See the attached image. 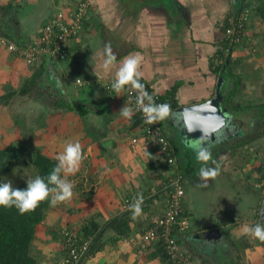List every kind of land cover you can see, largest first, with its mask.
I'll use <instances>...</instances> for the list:
<instances>
[{"label": "crops", "instance_id": "crops-1", "mask_svg": "<svg viewBox=\"0 0 264 264\" xmlns=\"http://www.w3.org/2000/svg\"><path fill=\"white\" fill-rule=\"evenodd\" d=\"M76 1L0 0V6L11 4L16 11L13 41L21 44L36 37L41 25L58 11H71ZM26 6L33 8V14L19 17V10ZM235 7V0H93L81 33L71 42V52L66 58L57 62L41 58L36 66H26L16 56L0 48V96L5 91L19 88V81L21 87L42 65L45 83L41 84V89L45 87L53 91L71 106L69 112L55 109L57 112L50 113L47 104L42 102L43 98L36 101L33 93L20 96L15 91L6 107L0 105V134L8 125L13 128V132L11 129L4 136L0 135V147L14 141L13 134H18L17 128L24 135H40L46 148L41 150L42 155L56 161L67 143L78 141L82 145L85 158L79 170L75 174L61 173L74 185L75 193L71 200L63 202V209L59 208L57 217L54 214V217L47 216L51 224L47 230L56 233L58 227L52 228V225L60 224L80 229L85 222L96 225L98 230L110 219L120 217L117 230L110 226L103 231L84 264L138 262L133 259L136 240L157 214L161 196L158 194L159 198L154 196L143 202L142 212L146 211L148 217L140 215L133 218L132 210L122 209L124 200L134 201L139 194L144 195L148 191L159 193L164 179L172 172L164 166L154 144L142 139L131 142L138 132L134 125L136 119L133 115L131 119L124 118L120 109L128 106L122 96L108 93L104 88L107 82L115 79L116 72V68L111 72L102 68L105 45L110 44L116 54L117 67L125 56L139 53L143 58L140 81L153 94L173 100L176 108L201 103L213 96L219 80L222 91L231 87L228 76L225 80L221 71H213L212 58L218 53V48H222V20ZM251 19L244 32V40L251 39L254 43L256 31L264 28L258 23V17L252 16ZM242 48L241 44L235 46L229 54L231 69L232 64L238 69L252 61L247 59L249 54L243 52L248 49L241 51ZM49 63L60 79L61 87L49 80L46 71ZM251 73L248 84L243 87L239 75L235 74L237 87L233 95L245 93L246 97H252L247 105L264 104L263 94L256 92L258 88L264 89V84L255 85L254 71ZM237 101L233 104L242 105V101ZM15 102L42 104L45 111L40 110L35 114L37 117L32 116L31 119L26 116L21 124H15L18 118L6 111ZM79 107L83 111L81 115ZM31 108L37 109L35 106ZM235 116L239 115L236 113ZM161 125L174 150L176 171L183 174L184 199L185 185L197 184V192L192 191L193 195L187 201L183 200L182 216L187 218L189 227L194 214L197 216L203 207L211 206L212 214L208 211L207 216L193 221L198 231L190 233V236L205 230L221 229L223 225L228 228L231 219L259 205L262 197L257 195L253 185L258 178L257 165L264 160V134L250 137L239 147L220 150L215 146L207 147L215 163L210 161L206 164L197 159V153L191 146L194 143H186L179 135L175 116L162 120ZM258 130L262 131L261 128ZM258 142H262L261 150L255 149ZM192 164L197 171L193 170ZM216 166H219V175L209 179L207 187L201 186L200 169ZM209 189L211 204L207 197L205 204L203 195ZM194 194L201 197L198 198L199 203ZM222 236L220 233L217 239H223ZM178 238L180 240L181 236ZM200 240L193 238L194 242ZM49 242L55 256L46 264H56L61 257V246L57 240Z\"/></svg>", "mask_w": 264, "mask_h": 264}, {"label": "trees", "instance_id": "trees-1", "mask_svg": "<svg viewBox=\"0 0 264 264\" xmlns=\"http://www.w3.org/2000/svg\"><path fill=\"white\" fill-rule=\"evenodd\" d=\"M81 0H77L75 5H77ZM236 7L234 11L229 12L224 19L222 20V48H218V53H216L212 58V64L214 65L213 71L216 72L217 70L221 71V76L224 77L226 80L227 76L230 79L231 87L227 90H221V106L225 109L226 113L229 115V119L227 120L226 124L224 125L221 130L218 131V133L214 136L213 140H207L206 144H204L206 147L215 146L218 147V149H230L231 147H239L244 145L250 137H255L264 134V104L259 105H247L242 106L239 104H232L230 102V99L232 95L236 91L237 87V81L236 76L231 74L230 67L228 64L229 60V54L234 49L235 46L240 44L237 42L236 44L230 43L227 40L223 39V33L226 28L230 27V23L228 20V16H231L232 18H236V16L239 13L244 14L246 17L244 19L240 20L236 24H234V28L236 31H238L235 35L239 38V41L241 38H244V32L247 28V26L252 22L251 17L255 16L258 17L260 22L264 25V0H235ZM74 5V6H75ZM12 9L11 4H7L4 6H0V11L6 12L7 10ZM5 14V13H3ZM2 14V15H3ZM51 16L48 18L49 20L52 19ZM47 21V20H46ZM46 21L41 25L40 29L44 27L46 24ZM83 24V21H82ZM5 30L0 29V37L7 39L11 42H13L15 45H19L17 41H13V37L11 34H8V27H4ZM83 28V25H81V30ZM39 29V31H40ZM9 30H14L12 27ZM80 30V31H81ZM15 31V30H14ZM81 33V32H79ZM10 36L12 38H10ZM79 36V34H78ZM77 36V37H78ZM76 37V38H77ZM31 42V41H30ZM28 42V43H30ZM26 43H21V45H24ZM71 47L68 48V51L66 52L65 56L66 58L70 52ZM225 53L226 55L224 56ZM45 55H42V57ZM219 62V63H218ZM44 76V67L40 65L36 70L32 73V75L27 78L22 86L18 90V95L23 96L27 93H33V99L38 101L40 98H50L49 94L52 93L53 96L56 97V102L52 104V108L54 109H60L62 111H71L70 105L63 101V99L55 95V93L50 90H41V84L45 80L43 79ZM114 80H111L113 82ZM109 82L106 83V85ZM141 84L144 85V90L150 95V96H158L159 99L167 100L169 105L171 106V113L169 115V118H172V116H175L173 113L176 109V103L173 100L168 99L167 97H162L159 95L153 94L149 88L140 81ZM105 88V87H104ZM45 89V87H43ZM36 90H40V92H37ZM108 93L111 94H120L125 102L124 96L121 92H116L113 89H107ZM15 95V91L9 90L5 91L0 96V105H6L10 99ZM40 97V98H39ZM147 102V100H145ZM128 106V105H127ZM79 115L82 114V109L80 107L78 108ZM134 110V109H133ZM236 113L238 115L245 114L246 116H242V118L245 120L246 117H248V122L246 125H243L242 118L236 117ZM136 121L134 122V125L137 127L138 131V125L140 123L139 113L134 110L133 114ZM171 116V117H170ZM240 122H239V121ZM162 120H159V124L161 125ZM162 128V125H161ZM258 128H261L262 131L259 132ZM163 131V129H162ZM142 139V134L140 131L137 132V135L132 138V140ZM131 140V142H132ZM233 141V142H232ZM132 142V143H135ZM226 142V144H224ZM17 146L13 144H8L5 147H0V179L3 177V175H7L9 172L13 171L15 168L24 166L28 168V171L26 172L30 177L29 179L32 180L37 176H40L45 179L47 182V177L52 172V170L56 167L57 161L55 159H50L45 157L44 155L40 153H34L32 156L28 158V160H22V157L19 155L17 151ZM217 149V150H218ZM26 152V151H25ZM24 161V162H23ZM183 175L182 173H180ZM26 174L24 172H20V179H25ZM23 179V180H24ZM1 182V180H0ZM52 185H50L51 187ZM14 188L18 189H25L26 188V181L20 184H17L14 186ZM264 197V193L262 194ZM51 206L50 198L40 202L38 206L31 211L21 213L15 206L12 207H4L0 206V264H34L33 261V254L35 250L32 248V243L37 237V233L35 231V228L44 220L45 218V212L47 209H49ZM119 218L114 217L107 221V223L103 224L98 230L96 225H90L91 223H83L80 229H73L75 232V241L77 245H81L83 243H86V249L83 252V254L78 258L77 264H84L85 260L90 253L93 252L94 248H96L95 243L96 241H99L100 236L103 234V231L105 229L110 228V226L114 227L116 230L118 228V224H120L121 221H118ZM148 227V226H147ZM68 228V227H67ZM188 227L180 232L171 231L170 232V238L175 242V245L179 247V238L182 234H185L187 239L193 240L194 237L190 236V231H188ZM97 230V231H96ZM58 232H53L51 230H47L45 232V241H53L57 240L60 244L63 243V241L66 239L64 235ZM139 237V236H138ZM162 241L158 240L153 243L144 244L146 247H154L157 249L159 253V257L161 260H168L166 254H164L163 249L161 247ZM152 255V256H151ZM148 257H155L156 254H151ZM64 257V250L61 249V257L58 260V262ZM188 257V256H187ZM189 258V257H188ZM56 262V264H58Z\"/></svg>", "mask_w": 264, "mask_h": 264}, {"label": "rangeland", "instance_id": "rangeland-1", "mask_svg": "<svg viewBox=\"0 0 264 264\" xmlns=\"http://www.w3.org/2000/svg\"><path fill=\"white\" fill-rule=\"evenodd\" d=\"M26 2H27V0H26ZM32 10H33V8H31L30 6H26L25 8L19 10L18 16L19 17L30 16L33 14V12H31ZM3 13H5V14H3ZM15 20H16V11L15 10L9 9L6 12L0 11V29L1 30H5L4 27H8L9 29H11V27L16 24ZM258 23H260L262 28H264V25L261 22L258 21ZM9 29H7L8 34H11L12 37H15V35H16L15 31L14 30L12 31ZM256 33H257V35L253 38L254 43H252L251 39L244 40V38H241V40L239 41L241 46H244V49L242 48L241 51L248 49L247 52L246 51H243V52H244V54L248 53L249 55H247V56L249 58H247V59H252V61L249 64L246 63L244 66L238 67V69H237V65H235V64H232V69L230 68L231 74L235 75L237 73L239 75L241 87H243V85L246 86L248 84V82H249L248 78L250 77V75L252 74L251 72H253V71H254L253 77H255V79L253 81H256L254 84L257 86H261L264 84V29L258 30V31H256ZM11 36H10V38H12ZM38 36H39V30L37 32L36 37H34L31 41H34V40L38 41V39H37ZM240 44H238V45H240ZM39 54L37 55V61L34 63L33 67L36 66L37 62H39V60L41 58H43L44 60H47V61L49 60V62L60 61V59L56 60L54 57L51 58L52 56H50V55H46V56L42 57ZM229 60H230V58H229ZM229 67H230V65H229ZM76 82L77 81H75V83ZM79 82H81V81H79ZM18 83H19L18 85L20 88V85H21L20 81ZM241 87H240V89H241ZM19 88L17 87L16 89H14V91H18ZM240 89H239V91H240ZM41 90H47V89L45 88V89H41ZM253 91L255 92L256 90H253ZM256 92H258L259 95L263 94V96H264V89L258 88V90ZM237 95H238V97H237ZM43 97L44 98L42 99V102L47 104V107L49 108V109H47V108L46 109L50 113L57 112L54 108H52V104H54L57 100L56 97L53 96L52 93L49 94L50 98H46L45 96H43ZM234 97H236V99H234ZM237 99L242 101L243 106H246L248 104V102H250L252 97H246L245 93H243V94L239 93V94H235V96L233 95L230 102L232 104H233V102L234 103L239 102V101H237ZM23 102H24V100H23ZM32 104L33 105L24 103L22 105V102L19 104H17V102H15L14 104H11L10 108H8V110L6 109V111H7V113L9 112L8 114L10 116H13V117L16 116V118H18L15 120V124L16 123L21 124V122H23V119L26 118V116H28L27 118L31 119L32 116L37 117V116H35V114H38L40 112V110H44L42 107V104H39V105H35V103H32ZM1 106L6 107L7 105L1 104ZM32 106H35L37 109L36 110L32 109L31 108ZM243 115L246 116L245 114H243ZM243 115L240 114L239 116H241V118H242ZM11 119H12V117H11ZM241 120L244 122L243 125H246V122H248V117H246L245 120L243 118ZM8 126L11 127V125H8ZM8 126L2 131L3 132V133H1L2 136H4V134H6L11 129L13 132V128L10 129ZM16 130H17L18 134H16L14 132V134H13V136H14L13 140L14 141L10 144L17 146L16 147L17 151H18L19 155L22 157V160H28V158L36 152L42 154L41 150L46 149V148H44L45 144L42 142V137L40 135H38L36 133L34 135L31 133L24 135V134L19 133L18 128ZM25 133H27V131ZM261 144H262V142H258L257 145H254L255 149L261 150L260 149L262 147V146H260ZM5 146L6 145H4V143H3L1 148L5 147ZM191 155H193V154H191ZM262 162L263 161H261V163H259L257 165V167H259V172H257L258 175L260 174ZM192 168H193V170H195V165L193 166V164H192ZM197 170L198 169H196L195 171H197ZM27 171H28V168H26L24 166V164H22V166L15 168L13 171L9 172L7 175H3V177L0 180H1V182H7V180H10V181H12V184L14 187L17 184H20V183H23L27 180H30L29 179L30 176L26 173ZM20 172H24V174H26L25 179L19 178ZM242 176H243V174H242ZM196 188H197V184H191L190 186L186 184L185 185V199L184 200L187 201L189 199V196L193 195L192 191L197 192ZM254 190L258 192L257 193L258 196L262 197V198H260L259 205L254 207L253 210L249 209V211L247 213H244V214L241 213L242 215H239L238 218L236 217L234 219H231V221L227 224L228 228L223 225L222 228L220 229V230H222L221 233H223V236H222L223 239H215V240H210V239L209 240H207V239H201L200 240L199 239L200 242L199 241L194 242L193 240L190 242L191 239L185 240L184 235L183 234L181 235V238L179 241V247H180L179 250L181 251V253L183 252V254L186 257L187 256L189 257V259H190V260H188L189 264H264V242H261V241L255 239L254 237H252L250 235H245L242 233V226H244V225L254 226L256 223H260L261 225H264V197L262 196V193L259 192V190H257V189H254ZM187 191H188V194H187ZM73 193H75L74 189H73ZM194 196L197 198L196 202L199 203V199L201 197L200 196L198 197L197 194H194ZM203 196H204L205 204L207 203V200L211 204V200H212L211 190L210 189L207 190ZM205 197H207V200ZM49 198H50V202H51L52 196L50 195ZM63 206H64L63 202H61V203L57 202L55 204H53L51 202L50 208L47 209V211L44 213L45 214L44 220L35 228V231L37 233V237L35 238V240L32 243V248L35 250V252L32 256L34 264H46L47 261H51L53 256H55L54 255L55 250L50 246V244H52V243L44 242L45 232L47 231L48 228H51V226H49V225H51L50 221L47 219L50 217V215L53 216L52 214H54V216L57 217L58 216L57 213L59 212V208H61L60 210H62ZM208 211H210L209 214H212L211 206L207 207V208L203 207L201 212H199V214L197 216H196V214H194V216L191 219V223H190V227H189V231L191 234L198 231V230H195L197 228L193 224V221L196 219L199 220L200 218L207 216ZM145 213H146V211H144V213L142 212V215L148 217ZM47 216H48V218H47ZM55 226L58 227V231L64 230V228L68 229L67 226L63 227V225H61V224L58 226L52 225V228H54ZM69 229H72L71 226L69 227ZM230 231H234V232L230 233ZM183 238H184V240H183ZM59 245L61 246L62 244L59 243ZM156 250L157 249H155L154 247H151V246L146 247V246H144V244H136V248H134V250H133V252H134L133 259L138 261L136 264H176L170 260H164V259L161 260L159 257V253ZM153 253L156 254L155 257H148L149 255H151ZM133 259H131V260H133ZM57 262H58V260H57Z\"/></svg>", "mask_w": 264, "mask_h": 264}, {"label": "built area", "instance_id": "built-area-1", "mask_svg": "<svg viewBox=\"0 0 264 264\" xmlns=\"http://www.w3.org/2000/svg\"><path fill=\"white\" fill-rule=\"evenodd\" d=\"M93 0H81L73 7L71 11H58L52 19L47 20L46 24L39 31L38 41H31L24 45H15L6 39L0 37V48L13 54L18 59L22 60L26 66H33L37 61V55H50L51 58L63 59L68 48L71 45L80 30L82 21L88 16L89 7ZM246 17L239 13L236 18L228 16L226 20L230 23V27L226 28L223 33V39L230 43L236 44L239 38L235 35L238 31L235 30L234 24ZM219 63V62H218ZM76 83H79L78 81ZM113 82L109 81L105 85V89H113L111 87ZM114 90V89H113ZM121 93L124 96L125 103L128 107L133 108L139 113L140 123L138 131L142 134L143 141L154 144L158 153L162 157V161L166 169L172 172L164 179L159 192L161 198L158 202L161 206L159 215L151 220L150 226L144 230L139 237V243L149 244L161 240V247L168 260L176 264H189V259L183 252L175 245V242L169 237L170 232H180L188 227L187 218L182 216L183 210V177L176 172V162L173 147L166 135L162 131L159 120L149 123L146 120L145 114L138 109L137 96L138 91L133 89L130 85H126ZM156 104H169L167 100L159 99L158 96H152ZM145 103H147L145 101ZM132 142H135L133 139ZM172 161V163H169ZM254 187L258 190H264V160L262 162L260 174ZM151 195L146 193L143 195L144 200H147ZM143 200V201H144ZM135 202L131 200H124L123 208L128 209ZM62 235L66 237L61 245L64 250V257L58 264H77L78 258L86 249V243L77 245L75 241V232L72 229L61 230Z\"/></svg>", "mask_w": 264, "mask_h": 264}, {"label": "clouds", "instance_id": "clouds-1", "mask_svg": "<svg viewBox=\"0 0 264 264\" xmlns=\"http://www.w3.org/2000/svg\"><path fill=\"white\" fill-rule=\"evenodd\" d=\"M54 15H56V13ZM74 40H72V42ZM142 59L143 58L139 53L130 54L128 56H125L123 60L120 62L119 66L117 67L116 54L113 52L111 45L106 44L102 53V68L106 72H111L113 68H116L115 79L111 85V87L116 92H121L126 85H130L133 89H136L138 91V96H137L138 109L144 112L147 122L153 123L158 120H164L168 118L171 113V106L166 103L156 104L153 100V97L150 96L144 90V85L140 83V78L142 75L140 71V66L142 63ZM145 100H147V103H145ZM120 112L122 116L126 119H131L132 115L134 114V110L131 107H122L120 109ZM191 146L196 151L197 159L199 161L204 162L206 164L210 161L212 163H215V161H212L211 152L202 142L198 144H193ZM84 158L85 157L83 155L82 145L78 141L67 143L63 152L57 155L56 159L58 163L47 177V182L45 181L44 178L37 176L32 180L26 181L25 189L14 188L12 181L10 180H7V182H0V206H4V207L15 206L21 213H25L34 210L40 202L48 199L50 195L52 196L51 202L53 204L57 202H65L71 200L73 196L74 185L69 180L62 177L61 173L63 172L67 174H75L79 170V167ZM169 163H172V161H169ZM177 173L180 174V172ZM219 173H220L219 166L202 167L199 172L200 179L203 181V184L201 186L207 187V181L209 179H215L219 175ZM50 185L52 186L50 187ZM259 192L263 194L264 190H259ZM147 193L151 195L147 200H144L143 195L139 194L135 202L131 205V207L123 210H128V211L132 210L133 218L142 215L143 202H147L151 197L154 196L159 198L158 194H160L161 196V192L154 193L148 191ZM160 199L162 198L160 197ZM160 199L158 200V202L160 201ZM183 200H184V192H183ZM160 208L161 206L159 205V210L157 214L154 216L155 218L159 215ZM149 226L150 224L148 225V227ZM242 233L245 235H250L257 240L264 242V225H261L260 223H256L254 226H249V225L242 226ZM139 237L138 240H136V244H142L139 243Z\"/></svg>", "mask_w": 264, "mask_h": 264}, {"label": "water", "instance_id": "water-1", "mask_svg": "<svg viewBox=\"0 0 264 264\" xmlns=\"http://www.w3.org/2000/svg\"><path fill=\"white\" fill-rule=\"evenodd\" d=\"M46 71L49 80L61 87V81L50 63L47 64ZM220 83L221 80L218 81L211 98L201 103L181 106L174 110L173 113L177 118L178 133L186 143L198 144L202 142L206 144L207 140L212 141L214 136L224 127L229 119V115L220 104ZM221 231L219 228L205 230L195 234L194 238L215 240L219 237Z\"/></svg>", "mask_w": 264, "mask_h": 264}]
</instances>
